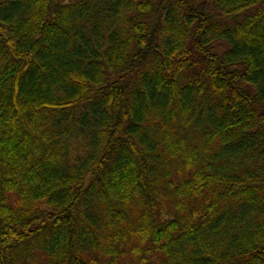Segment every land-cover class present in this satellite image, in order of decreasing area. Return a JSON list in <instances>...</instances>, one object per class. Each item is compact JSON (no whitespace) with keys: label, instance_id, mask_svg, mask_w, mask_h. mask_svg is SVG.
Listing matches in <instances>:
<instances>
[{"label":"trees","instance_id":"1","mask_svg":"<svg viewBox=\"0 0 264 264\" xmlns=\"http://www.w3.org/2000/svg\"><path fill=\"white\" fill-rule=\"evenodd\" d=\"M0 264H264V0H0Z\"/></svg>","mask_w":264,"mask_h":264}]
</instances>
